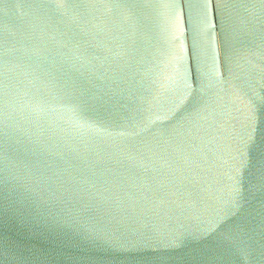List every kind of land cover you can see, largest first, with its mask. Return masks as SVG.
Wrapping results in <instances>:
<instances>
[{"label": "water", "instance_id": "obj_1", "mask_svg": "<svg viewBox=\"0 0 264 264\" xmlns=\"http://www.w3.org/2000/svg\"><path fill=\"white\" fill-rule=\"evenodd\" d=\"M0 264H264V0H0Z\"/></svg>", "mask_w": 264, "mask_h": 264}]
</instances>
